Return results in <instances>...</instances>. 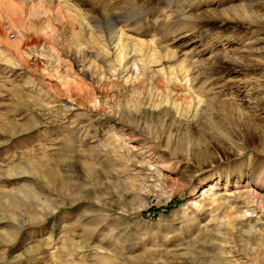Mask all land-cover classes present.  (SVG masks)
<instances>
[{"label": "rangeland", "instance_id": "obj_1", "mask_svg": "<svg viewBox=\"0 0 264 264\" xmlns=\"http://www.w3.org/2000/svg\"><path fill=\"white\" fill-rule=\"evenodd\" d=\"M205 241L264 264V0H0V264Z\"/></svg>", "mask_w": 264, "mask_h": 264}, {"label": "bare ground", "instance_id": "obj_2", "mask_svg": "<svg viewBox=\"0 0 264 264\" xmlns=\"http://www.w3.org/2000/svg\"><path fill=\"white\" fill-rule=\"evenodd\" d=\"M246 9H247V6L245 7V6H243V7H241V9H239L240 11H241V13H249L248 11H246ZM240 11H239V13H240ZM251 14H252V12H251ZM251 14L249 13V14H246V15H249V16H245V17H248V18H252L253 16H251ZM220 16V15H219ZM241 17H244V16H241ZM249 19V20H250ZM89 170H91V171H93V168L92 167H89ZM94 172V171H93ZM256 196V195H255ZM248 201H250V200H248ZM231 226H233L234 227V225H231ZM209 237V236H208ZM211 239V238H210ZM213 242H209V241H205L204 243H203V247L202 248H204V250H203V256L201 255V257H205L206 259H207V257L208 256H213L212 257V260L210 261V262H207L206 261V259L204 260V261H202L201 262V264H217V261H219V257L218 256H216L217 254H212V252H211V250H212V248H213V244H212ZM170 261V260H169ZM197 261V260H196ZM195 261V258L193 257L192 259H191V262H189L190 264H197V262ZM218 264H222V263H218Z\"/></svg>", "mask_w": 264, "mask_h": 264}]
</instances>
